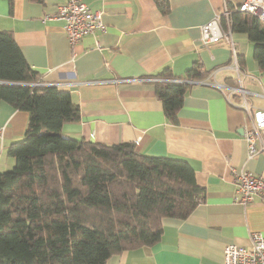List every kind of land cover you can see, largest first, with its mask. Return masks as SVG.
I'll return each mask as SVG.
<instances>
[{"label": "crops", "instance_id": "obj_1", "mask_svg": "<svg viewBox=\"0 0 264 264\" xmlns=\"http://www.w3.org/2000/svg\"><path fill=\"white\" fill-rule=\"evenodd\" d=\"M84 1L103 10L106 27L70 45L64 22L46 19L65 0H0V30L13 33L44 83L67 88L80 105V120L64 123L62 131L105 144L132 141L147 155L185 158L205 188L187 218L162 219L158 242L113 254L106 264H223L227 243L249 247L252 232L264 234V202L256 198L244 206L234 199L231 167L264 177V153L248 158L244 111L231 106L214 86L193 83L172 124L156 97L154 81L112 80L142 79L167 67L183 74L200 59L217 80L231 82L226 66L232 59L230 45L225 40L203 45L201 26L226 2L233 6L243 0H161L169 4L167 12L159 0ZM234 39L242 67L251 75L246 84L252 91H264V76L250 59L248 34L234 32ZM28 118L27 111L0 101V127H5L0 173L13 166L8 148L24 137Z\"/></svg>", "mask_w": 264, "mask_h": 264}, {"label": "trees", "instance_id": "obj_2", "mask_svg": "<svg viewBox=\"0 0 264 264\" xmlns=\"http://www.w3.org/2000/svg\"><path fill=\"white\" fill-rule=\"evenodd\" d=\"M230 7L232 30L248 34L264 76V21ZM209 73L196 59L183 74L167 67L146 75L160 79L155 94L170 123L191 80ZM0 101L29 114L24 137L8 148L13 166L0 173V264H106L158 242L162 219L187 218L205 195L185 158L65 134L64 123L80 120V105L67 88L42 81L9 30H0Z\"/></svg>", "mask_w": 264, "mask_h": 264}, {"label": "built area", "instance_id": "obj_3", "mask_svg": "<svg viewBox=\"0 0 264 264\" xmlns=\"http://www.w3.org/2000/svg\"><path fill=\"white\" fill-rule=\"evenodd\" d=\"M231 5L226 2L220 12L214 14L212 19L201 26V43L208 46L220 40H225L232 53V59L226 64L230 70L231 82L217 80L214 73L204 78L191 80V83L209 84L217 88L225 96L231 106L241 108L246 115L243 126L244 138L248 147V158L264 153V91H252L246 84L251 76L243 69L238 57V50L231 27ZM235 9L256 15L264 21V0H243L233 4ZM56 18L64 22L63 29L70 45H75L84 36L103 31L106 27L103 10H94L84 0H65L58 6L57 13L47 15L46 19ZM137 80L157 81V77L143 76L141 78H117L112 82H129ZM183 81V79H173ZM100 83L105 82L99 81ZM51 84V83H49ZM60 86L59 84H51ZM256 99V100H253ZM5 127H0V153L2 151ZM235 189L236 202L247 206L256 198L264 202V177L252 173L245 168L231 167ZM202 199L200 200V202ZM249 247L236 243H227L224 247L223 264H264V234L254 231L250 234Z\"/></svg>", "mask_w": 264, "mask_h": 264}, {"label": "rangeland", "instance_id": "obj_4", "mask_svg": "<svg viewBox=\"0 0 264 264\" xmlns=\"http://www.w3.org/2000/svg\"><path fill=\"white\" fill-rule=\"evenodd\" d=\"M252 57H253V52H252ZM250 59L254 60L253 58H250ZM254 61H255V60H254Z\"/></svg>", "mask_w": 264, "mask_h": 264}]
</instances>
